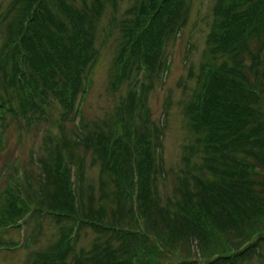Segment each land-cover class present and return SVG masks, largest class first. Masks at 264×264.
I'll return each instance as SVG.
<instances>
[{"label":"trees","instance_id":"obj_1","mask_svg":"<svg viewBox=\"0 0 264 264\" xmlns=\"http://www.w3.org/2000/svg\"><path fill=\"white\" fill-rule=\"evenodd\" d=\"M142 1L129 10L114 63L115 81L132 83L131 106L122 100V114L105 128L85 121L81 103L99 59L98 23L117 1L14 0L20 19L0 64V139L7 115L48 123L50 101L60 103L63 119L80 118L71 136L61 134L60 162L38 160V172L30 167L9 180L0 195V247L35 244L50 218L61 238L37 264H264V0H215L209 54L226 62L202 66L201 89L185 108L195 133L186 147L198 166L183 170L181 199L169 207L158 183L166 126L151 119L148 93L169 72L166 49L185 27L191 0ZM88 153L100 165L99 184L87 177ZM13 228L24 230L21 242L1 236ZM87 229L94 237L83 246ZM230 235L243 244L229 246ZM194 242L203 260L177 256L179 245L191 253Z\"/></svg>","mask_w":264,"mask_h":264},{"label":"rangeland","instance_id":"obj_2","mask_svg":"<svg viewBox=\"0 0 264 264\" xmlns=\"http://www.w3.org/2000/svg\"><path fill=\"white\" fill-rule=\"evenodd\" d=\"M78 1L79 4L82 3V0L81 2ZM116 1L115 7L110 3L107 12L98 23L95 47L99 48V59L90 76L92 81L89 91L81 103L82 117L85 121L102 125L105 128L111 127L110 124H114V119L117 120L122 114L119 113L122 100L131 106L132 83L128 81V83L118 84L115 81L116 66L114 63L118 59L119 48L125 39L123 25L126 18H132V12L129 13V10L142 0ZM13 2L14 0H0V64H4L8 49L16 41V39L13 40L15 32L12 34L11 40H8L9 31L17 28L20 19L19 7H12ZM214 3L215 0L190 1L188 21L176 39L170 41L166 49L168 62L170 61L169 72L156 80L155 85L150 88L148 93L151 119L159 126L163 124L166 126L162 149L166 175H161L158 183L161 202L167 207L173 205L176 199H181L179 187L181 185L180 177L184 176V169L194 170L198 166L197 156L191 157V153L186 147L192 141L194 144L195 133L190 128L185 108L201 89L202 66L210 60L211 64H217V66L226 62L222 61L223 59L219 61L209 54L208 34L213 21ZM10 9L12 10L9 11ZM111 18L112 22L107 27ZM126 35L127 37L133 35V31L129 30ZM249 65L250 63L247 62V66ZM2 80H4L3 72L0 67V92L2 91ZM261 80L264 82V76L261 77ZM15 104L16 102H14ZM47 112L51 113L48 123L41 122L36 125L27 123L28 117L23 114L19 116L7 115L5 120L7 125L2 131L0 139V195L10 179L21 177L30 167L38 172V165L41 163L39 161L44 159H57L59 161L58 154L64 158L63 155L65 154L62 151L64 148L61 146L62 142L59 141L61 134L65 133L67 137L71 136L72 132L77 130L76 123L80 117L78 118V115L75 117L74 112L70 115V112V119L76 122L70 121L68 118L63 119L67 113H63L60 103L56 100L50 101ZM76 153L82 155L84 148L77 147ZM32 154L34 162H31ZM91 156L90 153L86 156L87 177L94 184H99L101 179L100 165L98 162L92 163ZM190 159L192 160L189 163L191 166L188 167L189 164L184 161ZM56 161L54 162L56 163ZM32 226L33 222H30L26 232L27 243ZM9 230L3 232L1 236L21 242L24 234L22 228ZM86 232V236L80 242L83 246H89L94 237L91 229H87ZM59 236L54 221L50 218L46 219L35 244L31 243L29 247L26 244L13 248L0 247V264H37V262L39 263V255ZM227 241L229 246L233 247L243 244L241 238L237 239L233 235H230ZM191 247L190 253L186 244L179 245L178 249H175L177 256H189L200 261L203 260L199 246L194 242ZM171 255H168L171 261L176 262L180 259L173 254ZM251 264H263V262L261 258H255Z\"/></svg>","mask_w":264,"mask_h":264}]
</instances>
